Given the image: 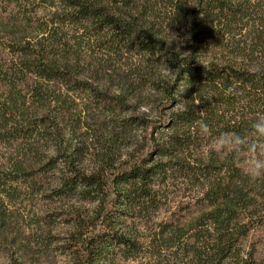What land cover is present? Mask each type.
<instances>
[{"label":"trees","instance_id":"obj_1","mask_svg":"<svg viewBox=\"0 0 264 264\" xmlns=\"http://www.w3.org/2000/svg\"><path fill=\"white\" fill-rule=\"evenodd\" d=\"M191 3L192 6L183 0H0V142L30 145L22 150L26 156L37 155L31 148L39 132L37 113H44L40 119L60 134L62 122L54 113L64 119L74 114L76 108L66 96L93 86L79 80L77 66L71 65V56L78 57L71 52V46L83 38L71 39L67 28L74 35L79 31L89 33L94 27L101 33L108 30L119 44L136 37L143 51L158 62L165 61L173 75L169 85L152 82L153 91L162 92L167 101L157 106L158 120L137 114L129 120L141 127L143 137L123 162H112L107 154L100 166L86 171L76 165V158L63 154L42 166L38 174L22 162L0 163V231L22 184L35 185L38 175L64 158L68 172L53 197L79 198L97 206L91 220L78 215L74 218L77 229L83 231L70 235L69 249L81 253L79 264H98L97 257L107 251L105 247L113 249L104 254L106 262L114 263L118 256L130 259L139 255L142 249L135 236L136 227H147L150 212L163 208L167 197L164 187L175 173L195 193L192 204L185 208L189 216L197 215L189 227L195 231L193 248H178L186 261L264 264V178L249 179L243 173L242 162L232 153L210 152L204 158H193L191 163L186 155L194 143L193 135L200 132L201 120L209 125L213 138L236 132L255 140L251 125L264 115V0ZM161 5L170 14L166 18L156 12ZM44 12H48V22L41 16ZM245 21L244 45L232 27ZM166 23L179 37L175 42L163 28ZM216 49L227 50L234 58L225 63L218 59L203 63V58L217 53ZM253 57L257 58L255 64L248 59ZM51 84L61 90L51 92ZM120 90L133 94L125 88ZM182 96L190 100L189 104L168 115L167 111L176 108ZM248 101L261 112L224 120L222 109ZM181 212L180 208L178 215ZM173 216L160 225L162 239L174 231L178 235V229L172 230L176 225ZM11 264L22 263L12 255Z\"/></svg>","mask_w":264,"mask_h":264},{"label":"rangeland","instance_id":"obj_2","mask_svg":"<svg viewBox=\"0 0 264 264\" xmlns=\"http://www.w3.org/2000/svg\"><path fill=\"white\" fill-rule=\"evenodd\" d=\"M183 1L192 6V0ZM156 12L162 14V18H166V14L170 15L163 5L158 6ZM47 14L48 12L41 13L45 22H48ZM246 22L233 24L232 27L237 40H241L244 45L245 32L242 29L247 26ZM163 28L172 35L173 42L179 38L176 32L170 31L167 23ZM66 32H69L71 39H74L73 36L83 38L71 46V52L78 55L71 56V65L77 66L79 80L93 86H85L87 91L66 96L67 102L76 108L74 114L64 119L63 115L54 113L60 118L59 123L62 122L60 134H56L55 128L50 129L48 123L45 124L40 119L44 113H37L35 120L39 125V132L31 141V148L37 151L35 157L23 154L22 150L27 146L25 142L22 143L23 146H19L21 141L0 142V163L22 162L26 167L33 168L34 174H38V170L47 166L51 159L62 158L66 154L76 158V165L81 169L93 171L100 166L107 154L112 162H123L141 142L143 130L137 124L129 122L133 114L158 120L157 106L167 101L162 92L153 91L152 82L161 86L172 83L173 75L165 61L158 62L145 53L142 42L136 37L119 44L110 31L101 33L97 27L89 33L79 31L74 35L70 28ZM215 51L217 53L211 57L203 58V63L216 59L225 63L234 58L227 50ZM248 59L255 64L257 58ZM49 86L51 92L58 93L61 90L58 85ZM120 88L132 91L133 94L127 95ZM189 101L182 96L178 106L167 111V114L183 110ZM258 108L248 101V104H237L232 109L222 110L225 112L224 120L229 121L243 113L257 112ZM212 139L214 138L210 134H194V143L186 154L188 162H194L193 158L210 155L213 152L209 148ZM67 172L68 164L65 159H58L55 165L37 176L33 187L22 184L16 198L10 203L7 211L9 218L0 231V264H11L12 255L22 264H79L81 253L78 249H69L70 235L83 231L77 229L74 218L78 215L83 220H91L97 206L79 198L53 197V191L60 186V180ZM168 183L164 187L167 197L163 200V208L155 213L150 212L147 227L145 224L136 227L135 236L142 249L140 254L130 259L118 256L114 263L106 262L108 260H105L104 254L107 251L113 252V249L105 247L107 251L100 250L102 253L97 257L98 264H189L178 248L185 245L188 249L193 248L192 236H195V231H190L194 227H189L194 223L195 214L189 216L185 208L192 204L195 193L184 179L179 178L178 173ZM180 208L183 212L178 215ZM172 215L174 219L180 220H175L176 225L172 228L179 230L178 235L174 231L172 236L162 239L160 225L170 220ZM123 232H127L126 226ZM183 234L186 235L178 239Z\"/></svg>","mask_w":264,"mask_h":264},{"label":"clouds","instance_id":"obj_3","mask_svg":"<svg viewBox=\"0 0 264 264\" xmlns=\"http://www.w3.org/2000/svg\"><path fill=\"white\" fill-rule=\"evenodd\" d=\"M252 136L249 140L236 132H225L212 139L209 148L217 154L232 153L242 162L243 173L251 180L264 178V115L258 116L251 125ZM200 133L207 136L209 125L201 120Z\"/></svg>","mask_w":264,"mask_h":264}]
</instances>
